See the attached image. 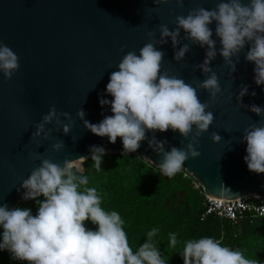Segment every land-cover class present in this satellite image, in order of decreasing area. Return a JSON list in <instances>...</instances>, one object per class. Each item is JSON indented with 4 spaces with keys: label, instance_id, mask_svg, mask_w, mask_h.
Here are the masks:
<instances>
[{
    "label": "clouds",
    "instance_id": "1",
    "mask_svg": "<svg viewBox=\"0 0 264 264\" xmlns=\"http://www.w3.org/2000/svg\"><path fill=\"white\" fill-rule=\"evenodd\" d=\"M163 3L167 0H153L154 5ZM176 4L183 7L184 0H176ZM213 22L219 48L209 27ZM174 23L172 30L165 24L159 25V39L149 31V42L138 54L126 52L116 65L118 70L110 73L105 91L112 99L99 96L98 103L109 106L111 115H104L94 124L84 118L83 109L76 112L91 133L106 136L111 144L120 137L122 154L135 152L140 142L147 139L149 147L161 156L157 165L159 173L169 178L181 170L186 160L200 155L198 138L213 123V114L207 111L208 102H200L197 92L205 90L213 101L221 93L217 74L210 67L217 54L223 58L231 76L247 44L245 60L254 64L253 80L257 86L264 85V0H248L246 4L242 0H220L214 9L206 10L202 6L190 9L186 16H176ZM182 31L183 39L189 43H181ZM169 40L177 62L184 60L190 43L205 49L203 61L195 67L206 78L196 82L195 87L182 78L161 72L164 52L156 45ZM18 68V56L0 43V73L5 79H11ZM247 94L248 86L241 85L235 94L236 101L258 117H264V106L241 103ZM250 94L256 95L255 91ZM61 116L68 123L62 124ZM53 121L61 125L58 130L63 134H68L73 126L68 113H60L53 107L42 116L31 138L49 139L52 129H46V125ZM169 129L188 140L184 148L173 146L165 151L166 141H158L154 135L148 139L145 135L147 131ZM211 139L219 142L221 137L213 132ZM241 142L246 143L247 154L243 159L247 169L264 173V120L245 128ZM64 146L62 140L52 145L57 152ZM105 154L104 147L90 146L88 158L94 162L96 171L101 170ZM36 158L39 159L38 153ZM83 172L79 164L74 165L69 159L63 166L41 159L39 166L20 185L25 190L22 199L36 202L35 215L29 208L9 209L6 204L0 205V250H8L13 258L29 264H165L154 241L158 229L148 230L145 241L133 251L120 214L101 206V194L96 187L88 185V177ZM86 222L95 227H87ZM176 243V234L169 233L167 247H174ZM180 254L183 264H256L240 250L207 236L185 241Z\"/></svg>",
    "mask_w": 264,
    "mask_h": 264
},
{
    "label": "water",
    "instance_id": "2",
    "mask_svg": "<svg viewBox=\"0 0 264 264\" xmlns=\"http://www.w3.org/2000/svg\"><path fill=\"white\" fill-rule=\"evenodd\" d=\"M219 2L184 0L183 7H178L176 0L158 5L153 0H0V43L19 58V68L11 79L0 73V205L12 209L22 203L25 190L21 182L41 159L61 166L66 159L72 163L82 160L83 168L92 145L104 147L106 154H122L120 137L111 144L106 136L91 133L77 118V110L83 109L84 118L94 124L104 115H111L109 106L99 105L98 97L112 99L105 87L123 55L128 51L138 54L149 42V31L159 39L160 24L172 30L176 16H186L190 9L201 6L211 10ZM242 2L246 4L248 0ZM209 27L219 48L215 22ZM183 36L182 31L181 43H189ZM156 47L164 52L162 73L182 78L193 87L206 78L195 67L205 57L204 48L190 43L184 60L177 62L170 40ZM247 50L246 44L231 76L219 54L210 62L221 87L214 101L205 90L197 92L200 102H208L207 111L214 119L198 138L200 155L186 160L181 168L200 184L205 197L236 200L255 194L264 198V173L247 169L243 159L246 143L241 142L243 130L264 117H258L235 99L240 86L247 85L249 94L242 97L241 103L264 106V85L257 86L253 80L254 64L245 60ZM252 91L255 96L250 94ZM53 107L70 115L71 131L63 134L58 130L61 125L53 121L46 125V129H52L49 139L31 138L42 116ZM60 119L62 124L68 123L63 116ZM213 132L221 137L219 142L211 139ZM145 135L166 141L165 151L173 146L184 148L188 143L171 129L147 131ZM61 140L65 146L58 152L53 150L52 145ZM125 154L136 155L156 168L161 159L147 139L135 152Z\"/></svg>",
    "mask_w": 264,
    "mask_h": 264
},
{
    "label": "trees",
    "instance_id": "3",
    "mask_svg": "<svg viewBox=\"0 0 264 264\" xmlns=\"http://www.w3.org/2000/svg\"><path fill=\"white\" fill-rule=\"evenodd\" d=\"M83 169L88 185L101 194V206L120 214L133 251L145 241V233L155 227L158 232L154 241L165 264H183L180 253L184 242L205 236L240 250L256 264H264V217L245 214L238 221L214 215L204 217L205 198L194 188L191 177L183 173L171 178L163 176L142 158L121 153L105 154L100 171H96L90 158L83 162ZM17 207L29 208L33 215L37 210L34 200ZM86 226L95 227L90 222ZM169 233L176 234L174 247H167ZM0 264L29 262L13 258L8 250H0Z\"/></svg>",
    "mask_w": 264,
    "mask_h": 264
},
{
    "label": "built area",
    "instance_id": "4",
    "mask_svg": "<svg viewBox=\"0 0 264 264\" xmlns=\"http://www.w3.org/2000/svg\"><path fill=\"white\" fill-rule=\"evenodd\" d=\"M177 173L191 177L183 168ZM192 180L194 188L201 191L204 196L200 184L193 178ZM204 198V217L214 215L230 221H238L245 214H250L252 217H264V198L255 194L236 200L213 199L205 196ZM28 201L23 200L22 203Z\"/></svg>",
    "mask_w": 264,
    "mask_h": 264
},
{
    "label": "bare ground",
    "instance_id": "5",
    "mask_svg": "<svg viewBox=\"0 0 264 264\" xmlns=\"http://www.w3.org/2000/svg\"><path fill=\"white\" fill-rule=\"evenodd\" d=\"M74 165L75 164H79V165H81L82 164V160H80L78 163H73Z\"/></svg>",
    "mask_w": 264,
    "mask_h": 264
}]
</instances>
